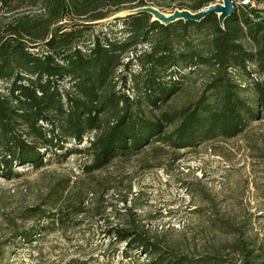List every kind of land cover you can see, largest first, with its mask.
<instances>
[{
	"label": "trees",
	"instance_id": "16d2710c",
	"mask_svg": "<svg viewBox=\"0 0 264 264\" xmlns=\"http://www.w3.org/2000/svg\"><path fill=\"white\" fill-rule=\"evenodd\" d=\"M218 3L0 0L2 16H18L0 24V179L17 181L75 156L90 160L84 173L91 176L150 146L178 151L242 135L264 114V0L235 8L223 25L214 14L168 25L143 12L118 17L146 7L196 14ZM193 82H200L197 100L173 107ZM105 237L124 244L114 254L125 260L225 263L178 253L132 225Z\"/></svg>",
	"mask_w": 264,
	"mask_h": 264
},
{
	"label": "rangeland",
	"instance_id": "374dc122",
	"mask_svg": "<svg viewBox=\"0 0 264 264\" xmlns=\"http://www.w3.org/2000/svg\"><path fill=\"white\" fill-rule=\"evenodd\" d=\"M240 5L236 1L235 8ZM2 15L1 25L18 17ZM200 89V82L189 84L172 106L196 101ZM262 115L235 139L178 151L150 146L91 176L84 173L90 160L75 156L64 165L24 172L17 181L0 179V264H144L145 256L130 261L114 254L124 244L105 237L126 225L191 258L245 264L248 257L264 264Z\"/></svg>",
	"mask_w": 264,
	"mask_h": 264
},
{
	"label": "water",
	"instance_id": "95a60500",
	"mask_svg": "<svg viewBox=\"0 0 264 264\" xmlns=\"http://www.w3.org/2000/svg\"><path fill=\"white\" fill-rule=\"evenodd\" d=\"M240 4L249 5L250 0H237ZM236 2L233 0H221V3L205 8L201 12L193 14L189 11H175L172 14H164L156 8L146 7L135 11L125 12V15H132L136 13L150 14L154 21H158L164 25L171 24L183 20L185 22H200L208 15H217L220 24H224L227 18L231 17L235 12ZM124 14V13H123ZM122 15V14H121Z\"/></svg>",
	"mask_w": 264,
	"mask_h": 264
},
{
	"label": "bare ground",
	"instance_id": "6f19581e",
	"mask_svg": "<svg viewBox=\"0 0 264 264\" xmlns=\"http://www.w3.org/2000/svg\"><path fill=\"white\" fill-rule=\"evenodd\" d=\"M233 1H235V2H236L237 0H233Z\"/></svg>",
	"mask_w": 264,
	"mask_h": 264
}]
</instances>
